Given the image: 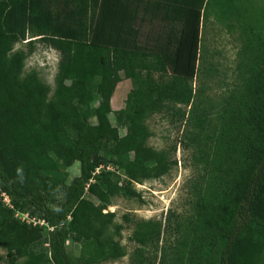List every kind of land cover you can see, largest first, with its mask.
<instances>
[{
	"label": "trees",
	"instance_id": "16d2710c",
	"mask_svg": "<svg viewBox=\"0 0 264 264\" xmlns=\"http://www.w3.org/2000/svg\"><path fill=\"white\" fill-rule=\"evenodd\" d=\"M237 1L0 0V248L10 264H99L125 256L114 239L121 226L113 223L114 213L102 210L115 196L139 199L134 184L159 179L175 165L147 146L151 133L145 119L169 103L190 105L202 14L209 10L217 21L237 19ZM156 5L176 10L182 20L172 61L110 42L112 32L116 38L125 34L132 8ZM27 37L60 54L50 98L38 73L23 71L31 51H13ZM262 76L247 93L248 105L237 104L230 116L228 101L222 108L227 117L219 152L228 159L241 149L242 160L231 161L215 190L196 194L194 213L178 220L173 231L179 239L163 243L157 264H166L168 252L169 264H264V67ZM123 80L141 88L135 85L121 110L125 135L119 137L106 115ZM94 94L101 98L97 109L91 106ZM246 105L247 115H240ZM91 117L99 123L92 124ZM205 121L197 117L195 128L202 131ZM112 142L119 157H128L115 162L118 174L104 171ZM71 162L78 163V175L50 206L42 192L45 173ZM15 213L37 223L20 222ZM181 226L186 228L179 234ZM166 229L160 221L134 223L131 240L141 246L134 264H155V256L152 260L142 248L156 250L172 230ZM68 240L79 244L78 255L68 253Z\"/></svg>",
	"mask_w": 264,
	"mask_h": 264
},
{
	"label": "rangeland",
	"instance_id": "374dc122",
	"mask_svg": "<svg viewBox=\"0 0 264 264\" xmlns=\"http://www.w3.org/2000/svg\"><path fill=\"white\" fill-rule=\"evenodd\" d=\"M243 2L244 0L237 1L240 9L237 19L217 21L209 10L202 14L196 71L189 82L193 91L190 105L169 103L162 112L150 115L144 122L151 133L146 142L147 146L163 151L176 163L161 178L134 184L136 192L140 194L139 199L115 196L111 199V204L102 210L103 213H114L113 223L121 226L119 236L114 239L125 251V256L99 264H134L135 253L141 250V246L131 240L134 223L148 220L160 221L162 228H167L166 232L169 227L172 228L170 232H164L165 238L162 240L161 237L156 250L148 246L142 248L144 254H150L152 260L155 256L157 264L161 258L163 243L168 245L167 243L179 239L177 232L173 231V227H178V220H186L194 213L193 202L196 194L205 189L215 190L216 183L223 182L224 169L231 167L234 160H242L241 149L230 152L227 159L228 154L222 155L218 146L225 144L219 136L225 128L227 116H222L225 110L222 108L226 106V102L232 105L228 112L230 116L237 104L244 102L248 105L246 97L250 87L263 80L264 0H249L244 5ZM131 10L126 16L125 34L116 38V33L112 32L110 42L149 55L161 56L166 62L172 61L181 30L180 14L160 5L139 6ZM30 40L33 39L27 37L25 41L14 44L13 51H31L23 71L26 73L35 70L48 86L50 98L56 87L60 54L42 40L29 42ZM153 78L158 79V75L153 74ZM167 78L168 74L163 79ZM136 84L140 86V83L123 80L109 102L107 121L117 129L119 137L125 135V129L119 123L121 110L132 96ZM100 101V96L94 94L92 109H97ZM247 105L240 115H247ZM197 117L206 119L202 131L195 128ZM90 122L94 125L99 123L96 117H91ZM115 144L116 142H112L106 152L109 164L104 171L118 174L115 162L128 157H119L114 148ZM45 174L47 178L42 184V192L52 206V202L60 199L63 189L78 175V163H58L57 170ZM2 198L7 205L3 196ZM85 198L100 208L101 205L89 192H86ZM15 218L26 224L37 223L18 213H15ZM185 228L181 226L179 234ZM221 241L219 240V244ZM66 245L69 254L78 255V243L68 240ZM167 255L169 256L165 263L169 264L172 254L168 252ZM22 261L17 260L16 264ZM0 264H10L6 251L1 248Z\"/></svg>",
	"mask_w": 264,
	"mask_h": 264
},
{
	"label": "built area",
	"instance_id": "2783aa9c",
	"mask_svg": "<svg viewBox=\"0 0 264 264\" xmlns=\"http://www.w3.org/2000/svg\"><path fill=\"white\" fill-rule=\"evenodd\" d=\"M101 168L102 167L97 168L95 173L98 174ZM90 182H93V180H90ZM2 196L4 197V201L7 202V205H9V200H8L7 196H5L4 194ZM22 216H24V215H22ZM25 218H26V216H25Z\"/></svg>",
	"mask_w": 264,
	"mask_h": 264
}]
</instances>
